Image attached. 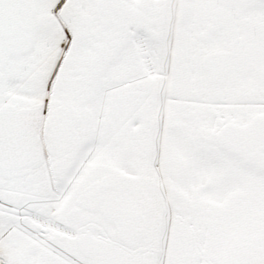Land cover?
Returning <instances> with one entry per match:
<instances>
[{
	"label": "snow or ice",
	"instance_id": "1",
	"mask_svg": "<svg viewBox=\"0 0 264 264\" xmlns=\"http://www.w3.org/2000/svg\"><path fill=\"white\" fill-rule=\"evenodd\" d=\"M0 264H264V0H0Z\"/></svg>",
	"mask_w": 264,
	"mask_h": 264
}]
</instances>
